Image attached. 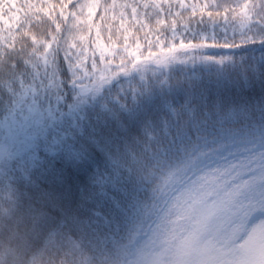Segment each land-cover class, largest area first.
<instances>
[{"label": "snow or ice", "instance_id": "1", "mask_svg": "<svg viewBox=\"0 0 264 264\" xmlns=\"http://www.w3.org/2000/svg\"><path fill=\"white\" fill-rule=\"evenodd\" d=\"M255 122L264 0H0V264H88L141 221L134 173Z\"/></svg>", "mask_w": 264, "mask_h": 264}, {"label": "rangeland", "instance_id": "2", "mask_svg": "<svg viewBox=\"0 0 264 264\" xmlns=\"http://www.w3.org/2000/svg\"><path fill=\"white\" fill-rule=\"evenodd\" d=\"M249 153L191 167L118 264H264V153L245 159ZM181 212L189 213L186 223L178 222Z\"/></svg>", "mask_w": 264, "mask_h": 264}, {"label": "trees", "instance_id": "3", "mask_svg": "<svg viewBox=\"0 0 264 264\" xmlns=\"http://www.w3.org/2000/svg\"><path fill=\"white\" fill-rule=\"evenodd\" d=\"M24 2L25 0H17L18 4H23ZM21 15H23V13H21ZM235 127L239 129L241 125H235ZM262 134H264V123L255 122L254 127H249L244 133L245 142L239 146L233 155L228 156L231 162L244 159L241 156L234 157L242 150L250 152L245 156V159L256 157L258 154L264 153V139H261ZM202 166L203 164L196 158H185L176 161L171 167L145 169L139 173H134V175H138V177L146 183L147 187V193L144 199V203L147 207L142 214L141 221L137 225L123 231L116 238L115 244L109 242L106 246H97L94 249L87 248L80 254L81 261L85 257L88 259V264H118L122 261L127 250V245L136 233L145 229L147 223L153 217L158 204L166 198L173 184L184 177L186 172L189 173L191 167L203 168ZM176 217H179L178 222L186 223L189 213L181 212V215L178 213ZM176 217L174 216L173 220ZM172 234L173 233L169 234L166 239L169 240ZM150 238L152 243L156 246L157 234L153 233ZM7 264H12L11 256L7 258Z\"/></svg>", "mask_w": 264, "mask_h": 264}]
</instances>
